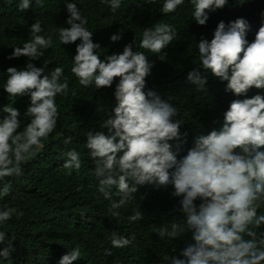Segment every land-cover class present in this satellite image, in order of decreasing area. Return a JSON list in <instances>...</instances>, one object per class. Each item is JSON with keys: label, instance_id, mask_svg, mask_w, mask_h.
Instances as JSON below:
<instances>
[{"label": "clouds", "instance_id": "9594fccd", "mask_svg": "<svg viewBox=\"0 0 264 264\" xmlns=\"http://www.w3.org/2000/svg\"><path fill=\"white\" fill-rule=\"evenodd\" d=\"M155 2V0H152ZM185 0H164L160 7L163 15L175 13ZM122 0H108L115 13ZM192 19L204 26L208 12L223 8L227 0H190ZM43 7V0H35ZM32 7V0H20L18 9ZM69 13L65 23L70 27L58 30L62 45L76 44L72 57L71 73L78 84L95 90L111 88L115 83L116 106L112 114L99 124V129L89 130L85 147L94 164L92 174L98 179V191L105 200H112L113 189L119 200L112 201L109 212L115 218L121 208L136 194L139 187L153 185L174 187V196L180 201L186 220L183 224L171 223V228L157 230L160 238L174 239L186 229L193 232L194 243L188 244L179 254L168 258L171 264H264V23L249 42L251 26L244 18L227 25L220 21L209 41L201 38L197 45L199 66L187 73V81L204 89L207 76L226 82L225 92L236 97L223 113L222 126L208 134L194 137L187 154L177 159L186 144L187 133L180 132L182 119H176L177 108L163 100L155 91L146 88V77L151 75L154 62H149L145 52L134 51V45L155 54L165 61L163 50L172 44L177 31L168 23H155L146 27L138 45L134 38L124 45L122 52L101 58L93 42L94 32L87 28L88 18L82 16L76 3H66ZM264 16V13L261 14ZM29 31L31 39L22 47H13L8 59L27 57L23 67H8L3 91L13 98L12 105L5 104L0 112V198L7 197L12 189L6 177L23 175L22 165L44 148V141L55 131L60 116L56 102L58 95L67 96L69 84L64 68L56 66L45 73L47 63L37 66L34 61L53 45V36H45L39 22ZM122 39V30L110 37L115 43ZM79 41V43H76ZM259 90L248 97L250 90ZM75 95V93H72ZM27 96L30 103L23 116L28 122L21 130V112L13 107L17 97ZM171 99V98H169ZM175 142V143H170ZM71 143V138L64 140ZM63 168L79 173L82 165L80 153L71 149ZM171 170V171H170ZM200 198L199 206L194 201ZM24 213L15 208L0 210V222L9 221ZM142 219L140 211L128 217L129 222ZM6 233L0 231V243ZM135 234L125 237L113 234L111 249H124L133 244ZM14 238L12 239V241ZM12 241L0 250V258L8 261L15 250ZM183 257V258H180ZM81 258L79 246L63 255L59 264H72Z\"/></svg>", "mask_w": 264, "mask_h": 264}, {"label": "trees", "instance_id": "16d2710c", "mask_svg": "<svg viewBox=\"0 0 264 264\" xmlns=\"http://www.w3.org/2000/svg\"><path fill=\"white\" fill-rule=\"evenodd\" d=\"M71 2L88 18L86 26L94 32L93 42L101 45L97 53L102 59L122 52L124 45L134 38L138 45L146 27L157 22L174 26L177 37L163 50L167 53L165 61L136 45L133 50L145 52L149 62H154L151 75L146 77L145 91H155L173 104L178 110L176 119L184 122L180 132L187 133V142L177 156L179 160L193 146L194 137L222 126L223 113L232 100L244 98L225 92L226 82L210 73H203L207 76L204 89L199 90L197 85L187 81V73L200 63L196 44L202 37L210 41L220 21L227 25L237 18L248 21L251 30L247 39L253 41L264 23L261 15L264 0H227L223 8L208 12L209 19L204 26L193 21L190 0L167 15L160 12L164 0H122L115 13L110 10L108 0H43V7L32 0V7L23 12L18 9L20 0H0V108L12 105L13 100L3 91L6 69L23 67L28 60L23 56L11 60L8 57L13 47H22L31 39L29 28L35 22L41 24L42 35L53 36V45L43 50L44 55L34 63L38 67L47 63L46 74L62 66L61 82L66 77L69 84L68 95L56 97L60 116L55 131L43 142V150L22 165V176L5 178L11 182L12 189L7 197L0 198V210L15 208L24 215L17 218L14 214L11 220L0 222V231L7 234L5 242L0 243V250L13 238L15 249L11 259L0 258V264H59L61 257L77 246L81 249V258L72 264H171L168 258L179 256L188 244L194 243L193 232L187 229L174 239H162L157 234L161 227L170 229L171 223L183 224L186 220L180 204L183 197L173 195L174 187H139L125 205L114 210L120 213L115 218L109 206L119 200L116 190L113 189L112 200H105L98 191L99 181L92 174L94 164L85 147L86 134L99 129V124L112 114L118 79L111 88L85 89L71 73L76 44L62 45L58 39V30L70 27L65 21L69 15L66 3ZM118 29L122 30V39L113 43L110 37L117 34ZM258 91L252 89L247 95L251 97ZM29 103V97L24 96L17 97L13 104L22 114L21 130L28 122L23 113ZM4 115L0 112V119ZM66 138H71V143L65 144ZM71 149L80 153L82 165L79 173L71 170L69 175L70 170L62 165L67 159L64 153ZM200 203V198L194 201L197 206ZM136 211L141 212L142 219L129 222L128 217ZM259 212L264 213V207ZM113 234L125 237L135 234L136 239L127 248L111 249L112 255L106 256L104 251L111 248Z\"/></svg>", "mask_w": 264, "mask_h": 264}]
</instances>
